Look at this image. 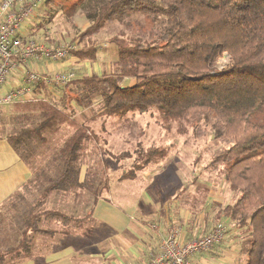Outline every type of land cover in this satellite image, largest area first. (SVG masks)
I'll return each instance as SVG.
<instances>
[{
    "label": "trees",
    "instance_id": "obj_1",
    "mask_svg": "<svg viewBox=\"0 0 264 264\" xmlns=\"http://www.w3.org/2000/svg\"><path fill=\"white\" fill-rule=\"evenodd\" d=\"M66 1L58 3L65 18L72 20L80 13L89 21L78 36L82 48L72 57L78 63L100 61L103 49L93 37L112 25L117 31L108 42L117 48V59L109 72L78 73L77 80L63 87L69 100L64 109L50 101L45 83L36 86L45 93L42 97L10 106L9 124L21 130L6 139L29 166L23 149L30 139L46 142L71 120L76 123L70 104L77 111L94 104L98 110L90 121L75 124L46 169H33L34 178L24 192L6 203L4 222L11 228L4 233L0 264L29 257L35 236L55 235L42 228L45 221L67 229L91 218L44 211L42 206L55 192L83 191L93 198L94 211L103 188H95L81 175L85 149L101 135L90 122L100 119L105 128L137 114L152 116L169 137L210 136L222 143L207 169L222 170L235 199L220 215L243 230L242 264H264V0ZM54 3L46 0L44 5ZM44 15L52 18L48 12ZM44 21L42 17L30 28L33 34L45 27ZM225 54L233 63L219 70L218 61ZM171 146H138L137 158L120 182L134 181L165 163ZM33 189H39V197L32 205L26 195ZM15 231L19 241L11 243Z\"/></svg>",
    "mask_w": 264,
    "mask_h": 264
},
{
    "label": "rangeland",
    "instance_id": "obj_2",
    "mask_svg": "<svg viewBox=\"0 0 264 264\" xmlns=\"http://www.w3.org/2000/svg\"><path fill=\"white\" fill-rule=\"evenodd\" d=\"M61 1L64 4L67 2L66 0H55L56 3L47 7L43 4L36 16H39L38 23L42 21L43 17V21L46 22L45 27L37 30L36 35L32 33V29H29V36L26 38L52 48L77 44L78 42L79 50L83 44L78 36L88 28L89 21L80 13L72 20L65 18L62 14V7L58 6ZM44 12H48L52 18L46 17ZM33 21L35 20L33 19L31 22ZM33 24L31 26L36 27ZM116 31V27L111 25L99 36L93 37L95 44L103 49L100 58V61H102L101 66L96 64L99 62H83L77 65L74 64V66L71 63L69 68L76 69L77 75L78 73L96 74L93 73V70H96L99 74L109 72L112 63L117 59V48L108 41ZM73 59L74 56L68 60ZM232 63L231 57L225 54L218 61L217 68L223 70ZM49 91L50 101L62 109L66 105L68 106L69 100L65 97L62 87H51ZM70 105L75 107L76 110L73 117L75 124L90 121L98 110V106L95 104L86 106L81 110L78 108V111L75 104ZM10 108H0V136H12V134H17L16 130L20 129L14 130L9 124ZM72 121L67 126L62 127L59 132L48 137L46 142H42L38 138H32L26 143V148L23 150L33 169L39 170V172L46 169L50 158L76 129L77 125L75 126ZM90 125L101 135L99 134L96 143L89 144L85 149L81 175L83 179L88 176L94 183L95 188H103V194L98 202L107 197L108 188H110V196L114 198L115 202L126 200L135 207L145 196L151 199L149 203H152V201L166 203L168 200H178L180 212L188 211L189 220L204 224L205 227L202 231L205 230L206 232L199 234V236L209 233L218 226L226 229L227 234L224 241L209 252L212 255L216 251V255H221L215 264H242L240 247L245 240L243 230L237 224L225 220L220 215V211L226 205L231 204L235 196L228 191L221 169L216 171L207 169L212 155L221 149L222 143L217 144L210 136L200 137L199 139L194 137L186 139L175 135L169 137L149 114L130 116L126 122H123V120L116 121L113 124H107L105 128L102 127L100 119L90 122ZM160 144L172 145L170 157L165 163L140 174L134 181L120 182L122 173L134 164L137 158L136 150L138 146L149 147ZM39 189H33L31 194L26 195L32 205L35 204V198L39 197ZM44 201L42 206L44 211H58L68 216L78 214L77 217L87 216L89 213H86L87 210L93 206V198L83 191L52 194ZM4 211L6 212V210ZM173 213H175L174 220L180 221L181 214L179 215L178 210ZM56 226L63 227L60 223L54 224V221L49 220L43 223L42 228L44 230H56ZM95 233L105 235L107 230L98 229V232ZM14 234L19 236L16 232ZM219 251L221 254H219ZM195 257L191 258V262Z\"/></svg>",
    "mask_w": 264,
    "mask_h": 264
},
{
    "label": "crops",
    "instance_id": "obj_3",
    "mask_svg": "<svg viewBox=\"0 0 264 264\" xmlns=\"http://www.w3.org/2000/svg\"><path fill=\"white\" fill-rule=\"evenodd\" d=\"M38 18L39 16L24 26L23 34L26 37L29 36L32 23L36 24ZM98 62L96 64L101 66L102 61ZM71 63L73 66L78 64L75 59L58 64L30 61L12 73L3 93L24 84L28 70L50 75ZM93 71L99 74L96 70ZM43 95V90L38 89L34 99ZM33 178V168L19 156L6 136H0V248L6 236L5 230L11 228L6 227L4 222L6 203L17 192L23 193L24 187ZM107 192V197L96 204L94 211H89L92 208L87 210L86 213L91 214L87 222L77 225L73 223L67 229L56 226L55 235L35 236L30 247V256L8 264H149L151 255L157 252L173 224H178L185 240L206 232L202 231L205 227L202 222L189 220L188 211H179L181 209L178 200L149 203L151 199L145 196L135 207L126 200L115 202L110 196V188ZM176 210L181 214L180 221L174 220L173 212ZM98 229L107 230V233L99 235L100 233H95ZM15 232L18 234V231ZM15 235L10 238L11 243L19 241V236ZM215 253L216 251L212 255L207 253L196 256L192 264H215L221 257Z\"/></svg>",
    "mask_w": 264,
    "mask_h": 264
},
{
    "label": "built area",
    "instance_id": "obj_4",
    "mask_svg": "<svg viewBox=\"0 0 264 264\" xmlns=\"http://www.w3.org/2000/svg\"><path fill=\"white\" fill-rule=\"evenodd\" d=\"M46 0H1L0 1V106L12 105L34 99L37 84L48 88L66 87L77 78L74 68H61L46 75L28 70L24 84L3 93L9 77L28 62L64 63L78 51L77 44L52 48L28 40L23 34L24 26L37 16ZM227 231L218 226L203 236L185 240L178 224L171 227L159 249L151 255L149 264H192L191 258L209 253L222 243Z\"/></svg>",
    "mask_w": 264,
    "mask_h": 264
}]
</instances>
